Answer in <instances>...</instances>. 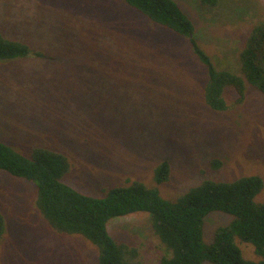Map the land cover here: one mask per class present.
Returning <instances> with one entry per match:
<instances>
[{"label": "rangeland", "instance_id": "374dc122", "mask_svg": "<svg viewBox=\"0 0 264 264\" xmlns=\"http://www.w3.org/2000/svg\"><path fill=\"white\" fill-rule=\"evenodd\" d=\"M175 1L213 61L239 73V51L264 19V0H219L216 7ZM0 29L42 53L0 62V140L25 155L35 145L66 154L73 165L64 182L76 190L103 196L116 184L141 180L174 199L208 178L264 177V94L248 84L238 103L229 88V110L211 109L206 68L188 40L124 1L0 0ZM166 159L171 179L157 184L153 169ZM214 159L221 167L212 166ZM35 190L0 170L7 221L0 264H97L92 244L49 227L33 206ZM232 219L208 214L205 241ZM108 229L118 242L142 245L147 264H158L164 250L149 213L114 217ZM240 246L257 258L251 243Z\"/></svg>", "mask_w": 264, "mask_h": 264}, {"label": "trees", "instance_id": "16d2710c", "mask_svg": "<svg viewBox=\"0 0 264 264\" xmlns=\"http://www.w3.org/2000/svg\"><path fill=\"white\" fill-rule=\"evenodd\" d=\"M175 35L188 40L190 48L206 68L204 100L213 110L226 112L230 106L225 91L232 89L237 102H244L247 85L264 94V19L254 24L239 51V73L219 67L197 41L195 25L175 0H122ZM216 7L219 0H201ZM41 56L25 41L6 36L0 29V62ZM70 158L55 149L35 145L27 155L0 140V170L35 185L33 206L49 227L61 234L80 236L97 250V264H147L142 245L118 242L108 222L119 216L147 212L152 220L157 247L164 250L158 264H264V177L243 175L233 180L208 178L174 199L165 198L158 187L141 180L116 184L103 196L80 192L64 182L72 170ZM222 161L214 159L219 168ZM157 184L172 175L169 160L154 169ZM262 195V200L260 196ZM221 211L233 216L221 225L211 243L204 239L208 214ZM7 221L0 208V242ZM240 242L254 246L256 259L245 256Z\"/></svg>", "mask_w": 264, "mask_h": 264}]
</instances>
